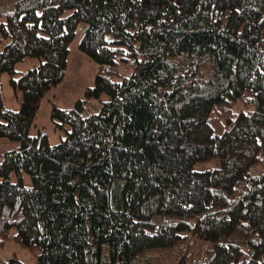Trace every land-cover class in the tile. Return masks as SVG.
<instances>
[{
  "label": "trees",
  "instance_id": "16d2710c",
  "mask_svg": "<svg viewBox=\"0 0 264 264\" xmlns=\"http://www.w3.org/2000/svg\"><path fill=\"white\" fill-rule=\"evenodd\" d=\"M81 24L98 71L73 108L52 103L53 145L32 129ZM3 138L20 146L0 162L1 248L37 264H264V0H0Z\"/></svg>",
  "mask_w": 264,
  "mask_h": 264
},
{
  "label": "rangeland",
  "instance_id": "374dc122",
  "mask_svg": "<svg viewBox=\"0 0 264 264\" xmlns=\"http://www.w3.org/2000/svg\"><path fill=\"white\" fill-rule=\"evenodd\" d=\"M86 25L81 24L77 30V35L70 47V56L68 59V66L64 80L56 87H54L45 97L40 111L38 113L36 122L32 129L35 135L40 129H43L50 138L51 144H57L63 138V134L55 129V125L51 120L50 113L52 103H55L59 108L71 109L75 103L83 98L86 89L93 87L95 83V76L98 71V65L91 61L84 53L79 50V42L83 37ZM41 60L29 59L16 65L18 72H24L39 65ZM102 99H106L103 96ZM2 101L12 110L20 108V100L14 96L13 89L9 83V76L2 77ZM96 105L100 106V102L95 101ZM95 104L90 106V112H97ZM20 146L18 142L10 141L8 139H0V162L2 161V154L7 151L15 150ZM218 165V161H211L208 163L198 164L196 170H206ZM30 183V179H27ZM16 255L25 264H37L36 256L30 251L24 249L21 245L14 241H10L4 248L0 247V260H8L11 256ZM137 264H175V256L166 253H152L140 259Z\"/></svg>",
  "mask_w": 264,
  "mask_h": 264
}]
</instances>
